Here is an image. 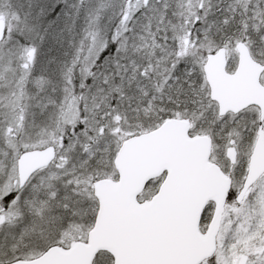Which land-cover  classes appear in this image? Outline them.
I'll list each match as a JSON object with an SVG mask.
<instances>
[{"label":"snow or ice","instance_id":"obj_1","mask_svg":"<svg viewBox=\"0 0 264 264\" xmlns=\"http://www.w3.org/2000/svg\"><path fill=\"white\" fill-rule=\"evenodd\" d=\"M0 264H264V0H0Z\"/></svg>","mask_w":264,"mask_h":264}]
</instances>
